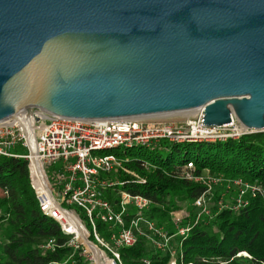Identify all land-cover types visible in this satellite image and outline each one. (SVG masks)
Wrapping results in <instances>:
<instances>
[{
  "label": "water",
  "instance_id": "95a60500",
  "mask_svg": "<svg viewBox=\"0 0 264 264\" xmlns=\"http://www.w3.org/2000/svg\"><path fill=\"white\" fill-rule=\"evenodd\" d=\"M199 108L264 130V0H0V123Z\"/></svg>",
  "mask_w": 264,
  "mask_h": 264
},
{
  "label": "trees",
  "instance_id": "16d2710c",
  "mask_svg": "<svg viewBox=\"0 0 264 264\" xmlns=\"http://www.w3.org/2000/svg\"><path fill=\"white\" fill-rule=\"evenodd\" d=\"M135 148L139 150L133 151L125 165L139 178L121 172L112 179L118 183L106 188L103 195L114 202L113 193L126 190L149 198L144 215L169 234L174 233L170 212L188 211L189 219L181 224L189 231L184 236L173 235L171 241L176 249L175 264H264V132L220 142L162 139L154 146L127 150ZM183 148L188 149L184 159L176 160L174 153ZM186 161L193 162L196 174L242 178L260 186L261 191L248 196L247 204L235 210L225 203L232 188L223 184L208 190L201 183L179 177L176 170ZM143 162L149 164L147 169ZM0 188V264H89L82 247L71 246L70 235L40 211L24 158L0 157ZM202 194L213 204L207 213L198 214L193 202ZM96 228L106 236L104 223L97 222ZM48 241L53 248L43 249ZM119 251L124 264H169L170 260L167 251L156 250L143 237Z\"/></svg>",
  "mask_w": 264,
  "mask_h": 264
},
{
  "label": "built area",
  "instance_id": "2783aa9c",
  "mask_svg": "<svg viewBox=\"0 0 264 264\" xmlns=\"http://www.w3.org/2000/svg\"><path fill=\"white\" fill-rule=\"evenodd\" d=\"M197 110L195 115L175 121L137 117L83 120L40 116L4 122L0 123V157L24 158L27 161L30 184L40 211L70 235L68 243L74 248L83 245L78 242L77 229L80 228L85 231L86 240L104 255L105 264H124L119 249L132 246L139 237H143L156 250L167 251L169 264H175L176 249L172 246V237L187 234L189 227L181 223L189 219L190 213L184 208L171 211L174 233L169 234L167 229L144 215L151 203L149 198L126 190L113 193L114 202L105 198L103 191L112 189L118 180L103 175L117 176L123 172L139 178L126 167L128 157L121 156L125 150L137 146H154L162 139L174 143L219 142L251 133L233 116L226 124L207 126L202 121L203 109ZM26 122L32 126L31 139L26 133ZM17 145L23 147L25 153L11 150ZM120 149H124L121 154L115 152ZM57 161L62 162L61 168L49 172V167ZM142 166L147 169L149 164L143 162ZM176 171L179 177L201 183L208 190L213 184H224L227 189H234L231 207L235 210L247 204L248 196L254 197L261 191L260 186L242 178L226 179L208 172L196 174L192 161H186ZM207 201L205 194L194 200L193 205L200 211L198 214L208 212ZM73 206L81 210L91 226L90 230ZM97 222L106 225V236L97 231ZM53 246L52 241H48L42 248L52 249ZM91 259L96 264L93 255Z\"/></svg>",
  "mask_w": 264,
  "mask_h": 264
},
{
  "label": "rangeland",
  "instance_id": "374dc122",
  "mask_svg": "<svg viewBox=\"0 0 264 264\" xmlns=\"http://www.w3.org/2000/svg\"><path fill=\"white\" fill-rule=\"evenodd\" d=\"M193 115H194V114H189V115H184V116H193ZM182 117H183V116L173 115V117H172V116H165V117H164V116H160V117H153V118L166 119L167 121H175V120H181ZM189 149H190V152L194 151L193 148H189ZM11 150H12V151H15V152H18V153H25V151H26V150H25L23 147H21L20 145H17V146H15V147H13ZM123 150H124V149L117 150L116 153L121 154V153L123 152ZM137 150H139V149H138V148H135V149H133V150H125L126 153H125V154H121V156H122L123 158H125V157L132 158V157H133V154H132L133 151H137ZM187 150H188L187 148H183L180 152H178V153H174V158H175L176 160H182V159H184V157H185V152H186ZM167 152H168V151L163 152V156H166ZM61 166H62V162H61V161H57V162H55V164H53V165H51V166L49 167L48 171L51 172V171H53V170L60 169ZM103 176L106 177V178H113V179L116 178L115 174H104ZM218 186H221V185H219V184H213L212 188H214V187H218ZM0 193H2L1 188H0ZM234 198H235V191H234V189H232V193H231L230 196L227 197V200H225V203H226L227 205H231L232 202H233V200H234ZM212 204H213V203L211 202V200L207 201V203H206V208H207V210H208L209 206H211ZM72 208H74V209L80 214L82 220L85 222L87 228L90 230L91 226L89 225L87 219L84 217V215H83V213L81 212V210L78 209V208L75 207V206H73ZM89 240H90V238H89ZM78 242H81V240L79 239V237H78ZM81 243H82V242H81ZM82 244H83V245L81 246V247H82V250H81L82 255H84V257L88 260L89 264H94L93 260L91 259V257H92L91 252L87 250V248H86V246L84 245V243H82Z\"/></svg>",
  "mask_w": 264,
  "mask_h": 264
},
{
  "label": "bare ground",
  "instance_id": "6f19581e",
  "mask_svg": "<svg viewBox=\"0 0 264 264\" xmlns=\"http://www.w3.org/2000/svg\"><path fill=\"white\" fill-rule=\"evenodd\" d=\"M197 109L194 110H186V111H179V112H173V113H167V114H159V115H151V116H140L137 117L138 119H153V117H160V116H172L177 115V116H183V117H191V116H184V115H189V114H196ZM226 141V140H225ZM220 142V141H219ZM78 237L81 240L82 243L86 246L87 250L90 251L93 255V257L96 259V264H105V257L104 255L90 242L86 240V233L84 230H81L80 228L77 229ZM191 264V263H190Z\"/></svg>",
  "mask_w": 264,
  "mask_h": 264
}]
</instances>
